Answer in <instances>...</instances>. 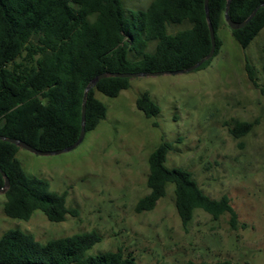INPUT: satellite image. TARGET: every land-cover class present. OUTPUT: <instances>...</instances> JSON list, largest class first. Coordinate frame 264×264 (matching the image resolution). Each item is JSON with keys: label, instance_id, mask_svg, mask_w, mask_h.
Masks as SVG:
<instances>
[{"label": "rangeland", "instance_id": "rangeland-1", "mask_svg": "<svg viewBox=\"0 0 264 264\" xmlns=\"http://www.w3.org/2000/svg\"><path fill=\"white\" fill-rule=\"evenodd\" d=\"M151 1L121 0L126 17ZM169 26L174 33L190 23ZM217 36L220 48L205 68L131 77L129 87L115 97L95 92L107 107L106 116L73 149L38 154L19 147L16 158L26 174L47 180L52 191H67L65 204L78 214L61 222L49 221L40 210L28 220L10 218L3 213L0 191V236L18 228L44 243L96 230L101 240L87 255L121 250L138 264H264V28L244 49L227 24L220 25ZM152 49L150 43L147 50ZM144 92L160 108L155 116L136 107ZM233 119L254 126L234 138L229 133ZM162 141L171 143L166 167L190 171L211 198L228 196L237 215L235 226L228 213L213 219L200 208L182 226L172 183L151 211L134 210L149 192L148 156Z\"/></svg>", "mask_w": 264, "mask_h": 264}, {"label": "trees", "instance_id": "trees-1", "mask_svg": "<svg viewBox=\"0 0 264 264\" xmlns=\"http://www.w3.org/2000/svg\"><path fill=\"white\" fill-rule=\"evenodd\" d=\"M227 0H208L209 19L215 33L216 55L220 48L217 30L224 20ZM264 0H230L228 14L243 21ZM188 21V28L169 33V25ZM169 26V27H168ZM264 28V6L239 29L233 39L246 48ZM153 43V49L148 46ZM211 48L204 0H152L138 11L124 14L121 0H0V136L24 141L42 151L64 148L76 141L80 131L81 99L89 81L103 72L135 73L184 69L207 55ZM196 70L205 68L211 58ZM246 71L254 82L252 66ZM131 77L107 76L88 90L85 133L104 119L107 107L95 92L115 97L129 87ZM264 90V89H262ZM145 116L160 108L144 92L135 101ZM252 121L233 119L229 133L246 135ZM19 147L0 139V168L9 184L3 192V213L28 220L40 210L51 222L77 216L66 206L67 191L56 192L47 180L26 174L16 158ZM171 143L160 142L149 154L146 185L149 192L134 205L136 212L151 211L173 184L174 205L182 226L200 208L218 219L228 213L235 226L236 212L227 195L211 198L199 187L192 173L168 168ZM4 178L0 173V187ZM101 240L96 230L51 238L44 243L18 228L0 236V264H138L121 250L87 255ZM162 264V263H161ZM170 264H231L229 260Z\"/></svg>", "mask_w": 264, "mask_h": 264}, {"label": "water", "instance_id": "water-1", "mask_svg": "<svg viewBox=\"0 0 264 264\" xmlns=\"http://www.w3.org/2000/svg\"><path fill=\"white\" fill-rule=\"evenodd\" d=\"M208 0H204V8H205V15H206V20L208 23V28H209V35H210V39H211V48L210 51L207 53V55H205L204 57L200 58L197 62H195L194 64L184 68V69H179V70H172V71H154V72H135V73H118V72H103L100 73L98 75H96L94 78H92L89 83L86 85V87L83 90V94H82V99H81V115H80V131H79V135L76 139V141H74L72 144L61 148V149H57V150H53V151H42V150H38L30 145H28L27 143H25L24 141L21 140H17V139H13V138H6L4 136H0V139L2 140H6L9 141L11 143H14L15 145H17L20 148H24L30 152L33 153H38V154H57V153H61V152H65L68 150L73 149L75 146H77L83 139L84 135H85V104H86V97H87V93L88 90L93 87L98 80H100L101 78L107 77V76H118V77H135V76H144V75H161V74H178V73H185V72H189L192 70H195L196 68H198L205 60L209 59L210 57H212L214 50H215V33H214V29L212 27V24L210 22L209 19V13H208V5H207ZM229 2L230 0H227L226 4H225V11H224V20L225 23L231 28V29H239L243 26H245L250 19L252 18V16L255 14V12L257 11V9L260 6H264V3H261L258 7H256L251 14L244 19L243 21H233L231 19V17L228 14V7H229ZM0 173L4 178V184L2 187H0V191L4 192L5 189L7 188L9 181L7 176L5 175V173L1 170L0 168Z\"/></svg>", "mask_w": 264, "mask_h": 264}]
</instances>
